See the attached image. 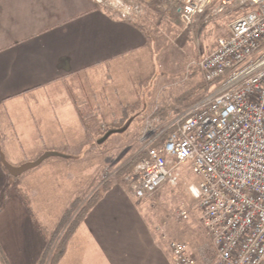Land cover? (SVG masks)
<instances>
[{
    "label": "crops",
    "instance_id": "obj_1",
    "mask_svg": "<svg viewBox=\"0 0 264 264\" xmlns=\"http://www.w3.org/2000/svg\"><path fill=\"white\" fill-rule=\"evenodd\" d=\"M138 1L147 13L154 8L158 11L163 0ZM227 22L222 16L206 23L203 15L198 14L187 27L204 37L207 53L215 47L218 36L228 33ZM140 23L145 25L144 31L92 0H0V179L7 181L9 177L1 155L17 166L50 151L52 154L44 160L55 159L49 166H85L87 158H73L69 150L53 141L62 117H66L62 110L68 105L82 132L74 149L80 148L85 154L112 136L119 139L138 136L145 115L165 130L176 126L178 120L169 104L160 110L152 106L154 95L148 86L139 92L135 88L127 89H133L127 98L118 96L115 84L105 90L113 83V73H130V60L139 64V59L146 60L141 70L147 79L155 80L153 45L161 37L150 29L149 21L142 19ZM205 25V28L213 27L214 36L206 35ZM128 56L134 57L126 62ZM95 70L111 76L105 79L102 76L94 82L91 74ZM65 85L69 86V94L64 102L56 99L54 104L43 101L39 105L38 100L44 99L41 91L51 88L60 92L66 89ZM156 85L162 91L166 87L163 78ZM86 98L96 100L99 107L82 118L78 106ZM118 104L135 107L127 116V126L106 138L96 139L103 127V117ZM191 105L181 110L182 117ZM93 135L95 141L90 140ZM128 143L126 140L122 144ZM90 144L95 145L91 148ZM121 167L113 169L115 178L110 186L72 228L65 252L56 264H172L163 227L148 218V198L135 197L116 176ZM92 175L75 188L79 195L71 203L76 205L82 199L83 189ZM63 214L51 229L59 225ZM42 244L43 249V241Z\"/></svg>",
    "mask_w": 264,
    "mask_h": 264
},
{
    "label": "built area",
    "instance_id": "obj_2",
    "mask_svg": "<svg viewBox=\"0 0 264 264\" xmlns=\"http://www.w3.org/2000/svg\"><path fill=\"white\" fill-rule=\"evenodd\" d=\"M92 1L132 22L150 20L138 0ZM240 8L247 11L227 23L215 47L189 61L217 83L214 91L192 104L173 129L143 128L146 155L124 177L132 194L143 198L163 183L176 184L172 171L180 164L191 161L200 176L190 189L209 237L196 255L171 240L172 264H264V0L158 4L184 27L198 14L207 23Z\"/></svg>",
    "mask_w": 264,
    "mask_h": 264
},
{
    "label": "rangeland",
    "instance_id": "obj_3",
    "mask_svg": "<svg viewBox=\"0 0 264 264\" xmlns=\"http://www.w3.org/2000/svg\"><path fill=\"white\" fill-rule=\"evenodd\" d=\"M245 11L247 9H237L225 16V20L229 22L232 18ZM146 15L150 19V29L160 34L161 37L153 45L152 63L156 70L154 77L157 80L152 79L151 81L147 79L148 76L143 74L141 68L146 66V60L141 58L139 59L140 64L138 62L134 63L133 60L129 61L134 56H128L126 62L129 61L130 73H113V83H109L105 90L112 89L115 84L118 96L127 98L130 92L133 91V89L132 91L127 89L135 88L139 92V90L142 91L148 86L149 92L154 95V97L151 95L152 106L160 110L166 108L167 104H169L175 112L174 117H176L175 120L177 121L181 119V110L185 106L194 104L200 101L201 98L204 99L217 86V83L207 82L204 79L201 69L189 64L191 59H198L202 54L206 53V43L202 35L192 32L189 27H184L169 11L162 13V11H156L154 8L149 9ZM205 29H207L205 31L206 35H210L209 37L215 35L211 25ZM95 71L91 74L94 82L102 76L104 79L111 76L110 74L102 75L99 70ZM159 78H163L166 83L164 89L166 92L157 87L156 84ZM154 85L156 86L154 87ZM65 86L66 89L60 92L51 88L41 91L44 99L38 100L39 105L43 101L54 104L56 99L64 102L69 94L67 90L69 86ZM132 101H134V98ZM31 103L32 100H30ZM89 103L90 99L86 98L83 101L86 111L92 109L91 105L88 106ZM62 111L66 112V117H62L63 120L60 121L58 135L54 136L53 141L61 148L69 150L73 158L77 159V156L87 158L85 166L73 165L71 168H62L57 164H50L49 166V163L55 159L50 157L21 174L16 176L9 174L7 181L0 179V264H35L43 245V239L16 194L15 188H21L26 191L31 198L38 222L51 229V225L58 219V216L60 218L62 213L67 214L72 211L75 205L74 202L71 203L70 201L75 200L79 195L75 190L77 186L91 174H93L94 187L88 193L94 192L99 186H102L104 181L110 182L113 180L115 178L112 174L114 168L126 164L131 158L145 149V142L140 141L142 129L155 126L160 128L151 121V116L145 115L138 136L134 138L121 137L120 139L112 136L100 144L97 149L85 154L86 151L84 153L80 148L74 149L82 132L75 123L76 119L73 117V110L68 105ZM95 136L93 135L90 140L95 141V138L97 137L96 139H98L100 134ZM126 140L129 143L125 146L122 143ZM94 145L90 144V147L93 148ZM28 150H30L29 147ZM47 152L50 151L44 153ZM25 162L28 161L23 163ZM172 174L177 181L176 184L169 181L163 183L156 191L141 199L147 200L148 198V218L150 221H158L160 226L163 227L165 233L164 241L167 244L171 240L180 241L186 245L187 250L191 254L196 255L197 252L201 251V247L209 237L207 230L199 220L198 199L191 193L190 189L191 186H198L200 176L193 171L191 161L177 166L172 171ZM125 175L118 178L128 186L124 182ZM81 200L85 199L82 198ZM83 202H78V206L82 205ZM183 211L185 212V217H182ZM75 212H72L70 217H73ZM168 216L169 218H167Z\"/></svg>",
    "mask_w": 264,
    "mask_h": 264
},
{
    "label": "trees",
    "instance_id": "obj_4",
    "mask_svg": "<svg viewBox=\"0 0 264 264\" xmlns=\"http://www.w3.org/2000/svg\"><path fill=\"white\" fill-rule=\"evenodd\" d=\"M138 28L144 31V24H141L140 21L133 22ZM96 100L90 99L89 106H92L94 110L98 108V104H96ZM135 107L118 104L115 105L111 112L103 117L102 124L103 127L100 130V138H104L110 135L113 132L124 129L127 125V116L129 113L134 110ZM86 111V108L83 106V101H80L78 106V112L80 113L82 118H86L87 114H90L91 111ZM86 115V116H85ZM172 129V128H171ZM168 129V130H171ZM156 144V142L154 143ZM60 154V153H53ZM146 155V149H143L141 153L131 158L126 164H124L117 172V176H123L126 173H129L134 168V165L137 161ZM9 175V173H8ZM10 176V175H9ZM110 186L109 181H104L102 186H99L94 192L88 193L94 187V179L92 178L89 184L82 192V198L87 196L84 200L83 204L78 206V204L82 201L80 200L73 208L72 211H69L67 214H64L60 221V225L55 227L54 229H50L47 226L40 224L37 220L36 212L32 206V201L29 195L26 193L24 189L15 188V192L22 201V204L28 213L30 219L35 223L38 233L44 242V247L39 254L35 264H56L57 261L61 258V256L65 252L67 239L72 231V228L78 223V221L82 218L84 213L90 208V206L101 196V194ZM73 217H70L72 212H74ZM68 216V217H67ZM70 217V218H69ZM69 221V222H68ZM68 222V223H67ZM67 225L64 227V225ZM64 227V229H63Z\"/></svg>",
    "mask_w": 264,
    "mask_h": 264
},
{
    "label": "water",
    "instance_id": "obj_5",
    "mask_svg": "<svg viewBox=\"0 0 264 264\" xmlns=\"http://www.w3.org/2000/svg\"><path fill=\"white\" fill-rule=\"evenodd\" d=\"M50 152H47V153H44L42 155H40L37 159L33 160V161H28V162H25L19 166H14V165H11L9 164L5 159H4V156L1 155V159H2V162L4 163V165L6 166V169L7 171L13 175V176H16L18 174H21L22 172H24L25 170L29 169V168H32L34 166H37L38 164H40L47 156H49Z\"/></svg>",
    "mask_w": 264,
    "mask_h": 264
}]
</instances>
